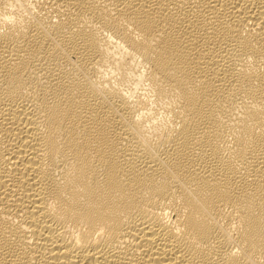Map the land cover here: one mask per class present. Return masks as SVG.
Segmentation results:
<instances>
[{
    "label": "bare ground",
    "instance_id": "1",
    "mask_svg": "<svg viewBox=\"0 0 264 264\" xmlns=\"http://www.w3.org/2000/svg\"><path fill=\"white\" fill-rule=\"evenodd\" d=\"M0 264H264V0H0Z\"/></svg>",
    "mask_w": 264,
    "mask_h": 264
}]
</instances>
